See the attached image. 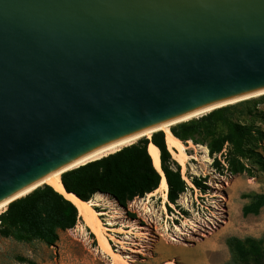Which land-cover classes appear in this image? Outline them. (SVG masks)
<instances>
[{
	"label": "water",
	"instance_id": "1",
	"mask_svg": "<svg viewBox=\"0 0 264 264\" xmlns=\"http://www.w3.org/2000/svg\"><path fill=\"white\" fill-rule=\"evenodd\" d=\"M261 90L264 0H0V203Z\"/></svg>",
	"mask_w": 264,
	"mask_h": 264
},
{
	"label": "trees",
	"instance_id": "2",
	"mask_svg": "<svg viewBox=\"0 0 264 264\" xmlns=\"http://www.w3.org/2000/svg\"><path fill=\"white\" fill-rule=\"evenodd\" d=\"M263 103L264 95L256 100L217 108L180 122L171 130L185 143L192 141L206 145L214 159L213 167L221 174L246 172L254 176L258 171H264V129L259 124L264 123ZM151 142L160 149L161 168L169 189L168 202L176 204L189 184L182 174V165L169 150L163 130L154 132L151 138H142L114 153L63 172L64 188L84 201L91 200L96 193L109 194L121 206L127 207L129 202L145 197L161 184L162 175L149 152ZM206 181L207 177H192L194 186L203 192L210 188ZM167 208L173 211L169 203ZM262 209L264 192L255 194L242 211L244 215H257ZM128 215L136 217L132 212ZM80 219L77 205L52 185L45 184L10 202L0 214V234L21 241L40 240L53 246L59 241L60 232L74 228ZM228 245L236 263L253 260L263 264L260 239L232 236ZM28 263L36 264L33 260Z\"/></svg>",
	"mask_w": 264,
	"mask_h": 264
},
{
	"label": "rangeland",
	"instance_id": "3",
	"mask_svg": "<svg viewBox=\"0 0 264 264\" xmlns=\"http://www.w3.org/2000/svg\"><path fill=\"white\" fill-rule=\"evenodd\" d=\"M263 95L264 94L252 96L244 100L219 106L217 108L231 106L245 100H256ZM261 108L264 109V103L261 104ZM211 111L205 112L193 118L200 117ZM240 118L243 120L242 117ZM180 122L173 124L171 128ZM259 124H261L264 129V123ZM142 138H148V136H144ZM184 144L187 147V152L189 153L190 158L184 168V171L182 167V174L191 182L193 176L201 178L207 177L206 182L210 188L206 192H203L201 189L195 187L193 183L190 184L187 180L189 187L186 192L180 195L176 204L170 205L173 209V211L168 210V213L171 216L169 225V229H171L170 233L175 236L177 235L176 232L173 231L175 225H179L184 229L186 228V230L191 231V234L181 235L180 240L192 244H190V247L181 248L180 250L172 248L170 251L165 252L166 254L173 252L175 259L159 264H238L234 261L233 253L228 245V240L232 236L242 239L246 237L260 239L264 264V209H262L257 215H244L242 211V204L244 202H246L245 204H248L253 200V196L255 194L264 192V171H258L254 176H251L246 172L236 175H232L230 172L221 174L213 167L214 159L209 155V149L206 145H192L190 141L189 143L184 142ZM262 152L264 154V144L262 146ZM230 175L232 177H240L242 184L238 190V197L233 200V205H237V208L232 212L229 229L223 235L222 240L220 242H216V247L214 249H209L207 247L206 250H204L199 246H192L194 238L196 239L199 236L196 235V233H192L195 229H192L189 226V221H196V224H198L196 229L201 226V223H204L208 228H210L208 225L209 223H207V221L210 220L206 215L208 213H212L211 211H214L215 208H209V206L206 208L203 205H205V203L217 202L212 200V197L216 198V196H220V199H224L222 189L229 184L231 179ZM185 199H190V202L185 203ZM163 201L164 199L161 195L156 194L155 196L137 198L128 203L127 207H123L109 195L106 196L105 202H103L100 206H96L97 210L104 212L101 217L103 222L106 223V226L109 228L108 233H110L112 248L116 253H121L124 256L130 257L129 260L131 264L149 263L141 257L142 254H139L140 257L135 256L134 247L126 246V243L131 242H125L123 235L120 232L114 233V230L112 229L113 225H122L125 219H139V216L141 215L140 210L144 213L146 212L153 215L158 213L160 214L159 208L162 204H164ZM110 203L114 204L123 215L115 218L113 220V225L108 224L109 218L111 217L110 215L113 214L112 211L110 212V210H112L109 207ZM219 207L221 209L220 211H223L225 208L224 202L222 204L220 203ZM148 208H151L152 211H147ZM183 210H186L188 213H184ZM128 212L134 213L136 217L134 218L128 215ZM175 216H177V219H173ZM222 216L224 217V213ZM218 222L224 223V218L219 219ZM141 227H143V225H141ZM203 232L205 233V231ZM167 236L169 237L168 234ZM104 254L109 255L108 253L100 250L99 241L95 233L92 232V229L87 226L82 218L78 221V224L74 228L60 232V239L56 245L53 246H49L40 240L21 241L12 236L5 237L0 234V264H29V260H33L36 264H121L118 259L116 260L118 257L114 258V256L110 255V257H106ZM241 264L256 263L251 260L249 263Z\"/></svg>",
	"mask_w": 264,
	"mask_h": 264
},
{
	"label": "bare ground",
	"instance_id": "4",
	"mask_svg": "<svg viewBox=\"0 0 264 264\" xmlns=\"http://www.w3.org/2000/svg\"><path fill=\"white\" fill-rule=\"evenodd\" d=\"M262 94H264V90L254 92L252 94L242 96V97H239L236 99H231V100H228L225 102H221V103H218V104H215L212 106H208L206 108H203V109H200V110L195 111L193 113H190L188 115H185L181 118H178V119H175L173 121L161 124L157 127L145 130L143 132H140V133H137L133 136H130L126 139H123L121 141H118V142L112 143L108 146H105V147H103V148H101V149H99V150H97V151L73 162L72 164H70L66 168L59 170V171H56V172L44 177L43 179L39 180L35 184H33V185L27 187L26 189L20 191L15 196L1 202L0 203V213L4 212L7 209L8 205L10 204V202H12V200L26 196L27 194L32 192L34 189H36L40 186H43L45 184L52 185L58 191L62 192L68 199L72 200L77 205L81 218L85 221L87 226H89L92 229V232L95 233V235L99 241L100 250H102L105 253H108L110 256H114V258L118 257V258H116V260L118 259L121 264H131V262L129 260L130 257L124 256L121 253H116L115 250L112 248V245L110 242V239H111L110 233H108L109 228L106 226V223L103 222V219L101 217L104 212L103 211L101 212V211L96 209V206H100L103 202H105L106 196H109V195L103 194V193H96L94 195V197L89 201H84V200L80 199L76 194L69 193L64 188V185H63L62 180H61V175H62L63 171L66 169L75 168V167L80 166L84 163H87L91 160H96L98 158L104 157L106 155L111 154L112 152H116L125 146L136 143L138 140H140L144 136L150 137L154 132H156L158 130H164L165 131L168 147L171 150V152L173 153V156L182 165L183 171H184V168L186 167V165L188 163L190 155L187 152V147L184 144V142L180 138H178L177 136H175L173 134V132L171 130V126L173 124L180 122V121L189 120V119L196 117L200 114L211 111V110H213L219 106H223V105H226L229 103L237 102V101H240V100L252 97V96H258V95H262ZM190 143L192 145H194V143L192 141H190ZM149 152L153 158V162H154L155 166L162 173V180H161L160 186L155 191L148 193L146 196H154L156 194H160L161 197L164 199V202L167 203L168 202V190L169 189H168V183H167L166 176L164 175V173L161 170L160 149L153 142H151L149 144ZM206 152H207V149H206ZM184 177H185V179L187 178L186 176H184ZM187 180L190 182V184H192V182L188 178H187ZM184 201H185V203H188V202H190V199H185ZM113 205L114 204H112V203H110V205H109V207L112 209V210H110V212L111 211L113 212V214L110 215L111 217L109 218V221H108V224H111V225L114 224L113 220L115 218L123 216L121 211L115 205L114 206ZM147 211L150 212V211H152V209L148 208ZM156 215H158V214H156ZM157 217L159 218L160 215ZM189 223L191 226H194V227L198 226V224H196V221H194V220H190ZM167 228L169 229L168 225H167ZM175 229L178 230L179 233L180 232L185 233L184 229L181 228L179 225H176ZM173 238L176 239L175 237H173Z\"/></svg>",
	"mask_w": 264,
	"mask_h": 264
},
{
	"label": "crops",
	"instance_id": "5",
	"mask_svg": "<svg viewBox=\"0 0 264 264\" xmlns=\"http://www.w3.org/2000/svg\"><path fill=\"white\" fill-rule=\"evenodd\" d=\"M231 174V173H230ZM231 176V175H230ZM242 184V180L240 177L235 176L232 177L229 181V184L222 189V194L224 195V199H220V196L212 197V200L217 202L215 203H205L204 207L215 208L212 213H208L206 216L210 221L208 228L204 223H201V226L196 229V226H189L195 230L192 233H196L198 238H194L192 246H199L206 250L214 249L216 247V242H220L222 240L223 235L229 229L232 212L237 208V205H233V200L238 197V190L240 185ZM182 195V194H181ZM155 196V195H154ZM164 202V201H163ZM224 202V210L220 211V203ZM130 203V202H129ZM169 205H173L170 202ZM167 203L164 202L159 208V212L161 214V218L157 217L156 214L144 213L140 210L141 215L139 219H125L122 225L115 226L113 225L114 233L120 232L123 235V238L128 242L126 246H132L135 249V256H139L142 254V258L149 264H159L165 263L172 259H175L173 256V252L166 254L165 252L170 251L172 248L181 249L190 247L192 243H187L185 241L180 240L181 235H190V230L184 229L185 233H179L178 230L173 228V231L176 232V236L170 233L171 229H167V225H170L171 216L168 213ZM246 202L242 204L245 205ZM214 213V214H213ZM224 213V217L222 216ZM224 218V223L218 222L219 219ZM177 219V216L175 218ZM143 220V221H142ZM181 220V219H180ZM214 220V221H212ZM143 225V227H141ZM169 235V237L166 234ZM178 231V232H177ZM205 231V233L203 232ZM147 233V234H146ZM175 237L176 239H174ZM124 246V245H123ZM106 257H110L109 255L104 254ZM140 257V256H139ZM112 258V257H111Z\"/></svg>",
	"mask_w": 264,
	"mask_h": 264
}]
</instances>
